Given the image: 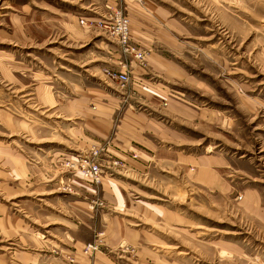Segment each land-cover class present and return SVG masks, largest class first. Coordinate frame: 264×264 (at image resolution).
<instances>
[{"label": "rangeland", "instance_id": "1", "mask_svg": "<svg viewBox=\"0 0 264 264\" xmlns=\"http://www.w3.org/2000/svg\"><path fill=\"white\" fill-rule=\"evenodd\" d=\"M126 1L0 0V264H264V0Z\"/></svg>", "mask_w": 264, "mask_h": 264}, {"label": "built area", "instance_id": "2", "mask_svg": "<svg viewBox=\"0 0 264 264\" xmlns=\"http://www.w3.org/2000/svg\"><path fill=\"white\" fill-rule=\"evenodd\" d=\"M133 1L141 2L142 0ZM106 18H99L97 22L101 26L104 25L111 30V32L117 37L123 51L129 54L132 60L142 62L145 57V49L135 44L131 39L130 18L128 14L121 7H116L113 13ZM80 20L81 22H84V18L81 17ZM102 20L103 22H107V24H103ZM104 71L107 76L117 79L121 86H125L130 80L129 68L127 66L118 70L106 67L104 68ZM103 150L107 151L103 146L93 147L90 155H78L76 160L73 162V166L79 170L82 176L91 182L101 181V177L103 175V165L97 158H99V154ZM122 161L123 159L121 157L108 159L105 161V166L108 168L119 166L122 165ZM93 203L100 205L103 204V201L101 199H96ZM103 237V232H100L96 234L93 240L85 242L82 247V253L86 256H91L99 251L104 243ZM74 260V257L71 258V261H73L74 264H78Z\"/></svg>", "mask_w": 264, "mask_h": 264}, {"label": "crops", "instance_id": "3", "mask_svg": "<svg viewBox=\"0 0 264 264\" xmlns=\"http://www.w3.org/2000/svg\"><path fill=\"white\" fill-rule=\"evenodd\" d=\"M129 1H126V3H125L126 6L124 8V11L128 14V16L130 18V26H131V16H134V17L138 18L140 20V22H142V21H144L145 17H148L149 11L147 9L149 7L142 8L139 5L133 3L134 1H132V2H129ZM130 30H131V27H130ZM137 31H139L138 32L139 34L137 36L142 39V37L144 36L142 33L144 31L139 26L137 28ZM130 65H132V64H130ZM105 131H104V129H99V132L97 133V135L99 137H104V135H106ZM104 176H102V178H105Z\"/></svg>", "mask_w": 264, "mask_h": 264}, {"label": "bare ground", "instance_id": "4", "mask_svg": "<svg viewBox=\"0 0 264 264\" xmlns=\"http://www.w3.org/2000/svg\"><path fill=\"white\" fill-rule=\"evenodd\" d=\"M104 73H105V71H104ZM106 74V73H105ZM107 75V74H106ZM109 77V76H108ZM109 78H111V77H109ZM111 79H114V80H117V79H115V78H111ZM118 81V80H117ZM101 146H103L104 147V145H101ZM104 149H106L107 151H109L108 150V146H105L104 147ZM79 171V170H78ZM80 173V172H79ZM81 174V173H80ZM81 176H82V174H81ZM83 178H85L84 176H82ZM85 179H87V178H85Z\"/></svg>", "mask_w": 264, "mask_h": 264}]
</instances>
